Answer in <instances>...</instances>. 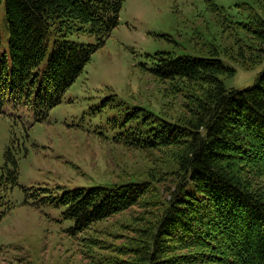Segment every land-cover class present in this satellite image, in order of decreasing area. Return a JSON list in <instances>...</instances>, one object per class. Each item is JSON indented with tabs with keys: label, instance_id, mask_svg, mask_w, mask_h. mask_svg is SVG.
I'll return each instance as SVG.
<instances>
[{
	"label": "trees",
	"instance_id": "1",
	"mask_svg": "<svg viewBox=\"0 0 264 264\" xmlns=\"http://www.w3.org/2000/svg\"><path fill=\"white\" fill-rule=\"evenodd\" d=\"M4 2L9 38L0 55V113L10 102L42 119L119 26L124 0ZM223 24L233 41L226 55L246 69L257 65L264 58V15L251 8L246 21ZM74 32H89L96 42L69 39ZM207 46L210 56L152 55L145 69L181 98L184 113L175 118L135 106L115 136L130 147L166 150L178 165L169 199L158 200L152 181H129L37 201L64 206L72 233L148 206L144 215H131L136 230L124 264H264V68L252 85L227 88L220 75L235 68ZM14 148L12 139L0 175V221L8 192L19 183Z\"/></svg>",
	"mask_w": 264,
	"mask_h": 264
},
{
	"label": "rangeland",
	"instance_id": "2",
	"mask_svg": "<svg viewBox=\"0 0 264 264\" xmlns=\"http://www.w3.org/2000/svg\"><path fill=\"white\" fill-rule=\"evenodd\" d=\"M251 8L264 15V0H124L119 26L45 117L38 119L35 109L24 105L3 104L0 175L13 139L19 183L1 207L5 213L0 221V264H124V259L130 260L124 247L135 236L131 215H144L148 206L131 207L72 233L74 221L63 215L64 206L37 201L73 188L129 181H152L158 200L169 199L178 165L166 150L130 147L115 139L124 128L125 113L135 106L175 118L184 113L181 98L170 94L166 84L144 66L151 67L152 55L157 58L162 53L210 56L207 45L211 44L235 68L233 75H220L226 87L252 85L264 68V58L246 69L228 57L233 41L227 39L223 24L246 21ZM0 35L2 55L8 51L9 38L4 0L0 1ZM68 38L96 42L89 32H74Z\"/></svg>",
	"mask_w": 264,
	"mask_h": 264
}]
</instances>
